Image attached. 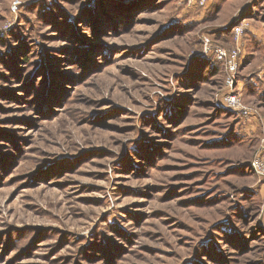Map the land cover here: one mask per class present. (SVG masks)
Listing matches in <instances>:
<instances>
[{"label":"rangeland","instance_id":"1","mask_svg":"<svg viewBox=\"0 0 264 264\" xmlns=\"http://www.w3.org/2000/svg\"><path fill=\"white\" fill-rule=\"evenodd\" d=\"M0 264H264V0H0Z\"/></svg>","mask_w":264,"mask_h":264},{"label":"built area","instance_id":"2","mask_svg":"<svg viewBox=\"0 0 264 264\" xmlns=\"http://www.w3.org/2000/svg\"><path fill=\"white\" fill-rule=\"evenodd\" d=\"M217 57L219 59H224L226 61V66L228 67V69L230 71H234L235 70V63L233 58V55H229V57H227V54L224 50H217Z\"/></svg>","mask_w":264,"mask_h":264}]
</instances>
